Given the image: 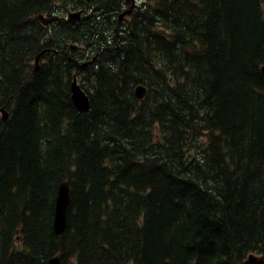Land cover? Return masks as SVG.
I'll return each mask as SVG.
<instances>
[{"label":"trees","instance_id":"16d2710c","mask_svg":"<svg viewBox=\"0 0 264 264\" xmlns=\"http://www.w3.org/2000/svg\"><path fill=\"white\" fill-rule=\"evenodd\" d=\"M263 65L264 0H0V264H264Z\"/></svg>","mask_w":264,"mask_h":264},{"label":"water","instance_id":"95a60500","mask_svg":"<svg viewBox=\"0 0 264 264\" xmlns=\"http://www.w3.org/2000/svg\"><path fill=\"white\" fill-rule=\"evenodd\" d=\"M80 12L74 11L68 14L67 21L72 23L78 19ZM122 15V14H121ZM40 19V17H38ZM264 72V65L260 68ZM70 93L73 105L79 112H85L88 108V99L85 92L75 82V77H72L70 83ZM145 87L141 84H136L133 87V94L137 99H141L145 94ZM2 120L5 119L6 113L0 109ZM69 203V187L65 180L60 181L56 186L55 197L53 201V212L51 220V229L53 234L59 235L63 231L66 222V208ZM250 258V256H249ZM47 264H61L57 257L48 260ZM127 264H137L128 262Z\"/></svg>","mask_w":264,"mask_h":264},{"label":"rangeland","instance_id":"374dc122","mask_svg":"<svg viewBox=\"0 0 264 264\" xmlns=\"http://www.w3.org/2000/svg\"><path fill=\"white\" fill-rule=\"evenodd\" d=\"M125 2H127L128 4L130 3V2H135L136 4H138L141 0H124ZM71 13V12H70ZM122 14V13H121ZM120 14V15H121ZM124 14V13H123ZM67 15V14H66ZM65 15V16H66ZM73 46V45H72ZM46 53H49V51L48 52H46ZM66 55V53H64V56ZM75 56H71V58H74ZM59 59H62L61 57H58ZM64 59H65V57H64ZM11 60V59H10ZM54 62H57V59H54L53 60ZM64 61H66V60H64ZM68 61V60H67ZM3 64L4 65H6V61H4L3 62ZM16 64V63H15ZM41 64H45V63H43V62H33V63H31V71H33V70H35L36 68H38V67H40V65ZM76 64H77V61L75 62V63H72L71 65H70V69L69 70H71L72 71V69L73 68H75V66H76ZM95 65H96V62L94 61V60H89L88 61V72H89V74L90 75H93L92 73H94L95 72ZM93 66V67H92ZM92 68L94 69L93 71H92ZM55 69V70H54ZM54 69H50V71H49V76L48 77H51V76H53V73L54 72H56V74H58L57 72H58V70H57V68L56 67H54ZM56 78L57 79H60V76H58V75H56ZM3 83L4 84H10V81H4V77H3V80L2 79H0V85H3ZM3 96V93L2 92H0V97H2ZM2 109V108H1ZM4 111V110H3ZM5 112V111H4ZM6 113V112H5ZM2 115H1V112H0V117H1ZM7 116V115H6ZM6 116H5V118H6ZM2 120V119H1Z\"/></svg>","mask_w":264,"mask_h":264},{"label":"flooded vegetation","instance_id":"af4514ba","mask_svg":"<svg viewBox=\"0 0 264 264\" xmlns=\"http://www.w3.org/2000/svg\"><path fill=\"white\" fill-rule=\"evenodd\" d=\"M119 17H120V15H119ZM92 59H93V60L95 59V55L92 56Z\"/></svg>","mask_w":264,"mask_h":264},{"label":"bare ground","instance_id":"6f19581e","mask_svg":"<svg viewBox=\"0 0 264 264\" xmlns=\"http://www.w3.org/2000/svg\"><path fill=\"white\" fill-rule=\"evenodd\" d=\"M126 12V11H125ZM125 12H122V15H123V13H125ZM121 14V13H120Z\"/></svg>","mask_w":264,"mask_h":264}]
</instances>
